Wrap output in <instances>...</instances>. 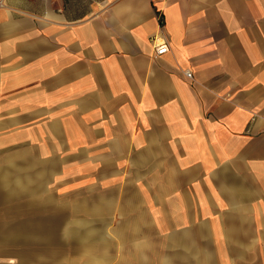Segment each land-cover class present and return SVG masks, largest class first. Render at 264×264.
I'll return each mask as SVG.
<instances>
[{"label":"crops","instance_id":"1","mask_svg":"<svg viewBox=\"0 0 264 264\" xmlns=\"http://www.w3.org/2000/svg\"><path fill=\"white\" fill-rule=\"evenodd\" d=\"M159 35L170 50L156 57ZM13 146L44 181L113 151L158 181L172 242L264 264V0H0V153ZM12 171L0 195L31 193ZM63 227L16 224L12 241L76 236ZM4 241L0 264H26Z\"/></svg>","mask_w":264,"mask_h":264},{"label":"rangeland","instance_id":"2","mask_svg":"<svg viewBox=\"0 0 264 264\" xmlns=\"http://www.w3.org/2000/svg\"><path fill=\"white\" fill-rule=\"evenodd\" d=\"M13 147L0 153V169L15 167L9 175H30L31 193L12 198L0 195V232L5 234V250L23 254L26 264H218L220 257H206L202 247L179 245L172 242L170 233L160 232L154 194L158 181L152 174L145 175L147 179L136 175L130 161L118 167L113 151L100 161L93 150L87 151L61 175L50 177L49 172L47 184L44 170L39 169L42 163L22 154L25 150H17L20 146ZM116 167L120 168L116 176L104 178ZM48 216L54 224L63 223V231L76 226L79 232L69 235V241L63 232L55 234L52 242L40 235L27 243L12 241L22 234L14 230L16 224L33 220L37 225Z\"/></svg>","mask_w":264,"mask_h":264},{"label":"built area","instance_id":"3","mask_svg":"<svg viewBox=\"0 0 264 264\" xmlns=\"http://www.w3.org/2000/svg\"><path fill=\"white\" fill-rule=\"evenodd\" d=\"M160 19V24L163 26L164 24V18L162 17L161 14L158 15ZM152 47L155 50V56L160 57L164 54H167L170 50L168 47V42L167 39L161 35L159 37H156L152 40ZM186 76L191 79L192 78V73L187 72Z\"/></svg>","mask_w":264,"mask_h":264}]
</instances>
